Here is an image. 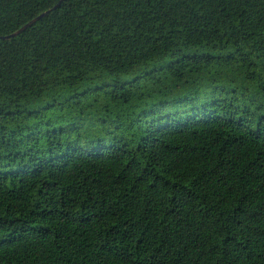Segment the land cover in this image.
<instances>
[{"label":"trees","instance_id":"1","mask_svg":"<svg viewBox=\"0 0 264 264\" xmlns=\"http://www.w3.org/2000/svg\"><path fill=\"white\" fill-rule=\"evenodd\" d=\"M60 0H0V36ZM0 264H264V0H64L0 38Z\"/></svg>","mask_w":264,"mask_h":264},{"label":"water","instance_id":"2","mask_svg":"<svg viewBox=\"0 0 264 264\" xmlns=\"http://www.w3.org/2000/svg\"><path fill=\"white\" fill-rule=\"evenodd\" d=\"M62 1H64V0H60L59 3L57 5H55L53 8H51V9H49L47 11L42 12L41 14H39L38 16H36L35 18H33L31 21H29L27 24H25L23 27H21L19 30H17L16 32H13L12 34L5 35V36H0V38H10V37H15V36L19 35L23 31H25L28 27H30L34 23H36L38 20H40L44 16L48 15L53 9L57 8L58 5H60L62 3Z\"/></svg>","mask_w":264,"mask_h":264}]
</instances>
